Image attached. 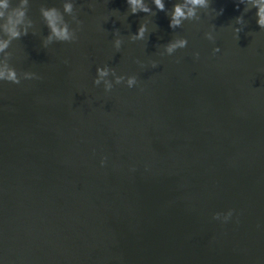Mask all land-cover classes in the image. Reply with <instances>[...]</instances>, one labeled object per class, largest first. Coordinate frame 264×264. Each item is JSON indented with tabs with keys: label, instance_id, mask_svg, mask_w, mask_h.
I'll return each mask as SVG.
<instances>
[{
	"label": "water",
	"instance_id": "95a60500",
	"mask_svg": "<svg viewBox=\"0 0 264 264\" xmlns=\"http://www.w3.org/2000/svg\"><path fill=\"white\" fill-rule=\"evenodd\" d=\"M60 5L31 0L37 35L10 48L12 66L40 78L0 85L4 264H264V29L255 10L213 0L222 15L172 31L164 12L126 16L124 0H76L77 40L43 49L39 7ZM113 9L119 18L104 23ZM238 15L246 27L237 39ZM145 21L147 40L129 42ZM178 37L187 46L161 57ZM104 64L136 75L139 87L106 95L92 84ZM229 209L228 222L212 219Z\"/></svg>",
	"mask_w": 264,
	"mask_h": 264
},
{
	"label": "clouds",
	"instance_id": "9594fccd",
	"mask_svg": "<svg viewBox=\"0 0 264 264\" xmlns=\"http://www.w3.org/2000/svg\"><path fill=\"white\" fill-rule=\"evenodd\" d=\"M171 0H124L126 4V16L143 13L144 16H154L156 12H164L168 17V28L172 31L182 27L185 21H199L201 13L210 16L213 19L223 14L224 9H216L212 6L213 0H174L171 8H167L166 4ZM237 10L244 6V10H255V22L259 29H264V0H232ZM31 0H0V85L5 83L12 85H20L21 81L38 80L40 77L34 71H18L12 66L13 52L10 48L14 41L20 40L22 37L31 35L36 36V26L33 20L28 16V10ZM76 0H61L60 8L55 6H40V21L47 34L43 37L41 48L47 49L54 43H74L77 40V33L81 28V21L78 19L77 10L74 5ZM119 11L113 9L111 16L104 18V23L109 21L110 17L115 16L116 19ZM66 17L68 19H66ZM115 24V20L112 21ZM246 23L242 15L234 18L232 23V32L238 39L239 34L244 31ZM148 22H142L136 29L135 33L128 35L129 42L146 41L149 34ZM114 37L111 45L115 52L121 50L123 43L118 29H113ZM204 38L213 41L212 31L204 33ZM188 44V40L183 37L172 38L162 45V51L159 52L161 57L172 56L177 50L184 49ZM220 51L219 47L212 48V54L215 55ZM194 59L199 58V53H193ZM67 63V61H65ZM143 70L144 63L137 61ZM158 66L157 60H149L148 67L155 69ZM94 87L102 86L103 92L107 95L114 86L123 85L128 89L138 88L139 82L136 75H118L114 68L108 64L97 66L95 68V77L92 80ZM105 157H101V167L105 164ZM129 171H135L134 167ZM147 171V167H145ZM233 216V210L229 209L224 213H214L212 219L220 223H226ZM0 264H4L0 258Z\"/></svg>",
	"mask_w": 264,
	"mask_h": 264
}]
</instances>
